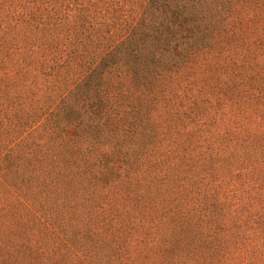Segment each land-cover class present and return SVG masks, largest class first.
Returning a JSON list of instances; mask_svg holds the SVG:
<instances>
[{
  "label": "trees",
  "instance_id": "16d2710c",
  "mask_svg": "<svg viewBox=\"0 0 264 264\" xmlns=\"http://www.w3.org/2000/svg\"><path fill=\"white\" fill-rule=\"evenodd\" d=\"M238 8L264 22V0H0V264H264V80L221 141L158 103Z\"/></svg>",
  "mask_w": 264,
  "mask_h": 264
},
{
  "label": "rangeland",
  "instance_id": "374dc122",
  "mask_svg": "<svg viewBox=\"0 0 264 264\" xmlns=\"http://www.w3.org/2000/svg\"><path fill=\"white\" fill-rule=\"evenodd\" d=\"M238 8L229 22L228 35L217 40L212 50L192 57L176 71L160 76L157 88L159 108L163 112L162 123L175 120L181 126L193 125L199 120L188 116L196 111H208V124L216 125L217 140L230 138L228 129L233 124L243 133L247 126H254L259 117L250 114L249 105L234 94L244 96L250 76L257 82L264 80V22ZM240 32V38H234ZM240 80L239 85L229 84ZM229 101V102H228ZM146 126H141L145 130ZM149 141L146 131L135 139ZM151 145L145 146V152Z\"/></svg>",
  "mask_w": 264,
  "mask_h": 264
}]
</instances>
